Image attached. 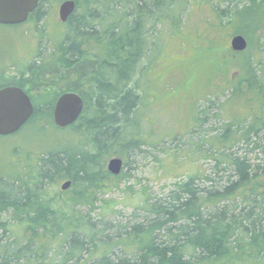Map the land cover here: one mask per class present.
I'll use <instances>...</instances> for the list:
<instances>
[{"label": "trees", "instance_id": "obj_1", "mask_svg": "<svg viewBox=\"0 0 264 264\" xmlns=\"http://www.w3.org/2000/svg\"><path fill=\"white\" fill-rule=\"evenodd\" d=\"M74 1L61 43L50 47L44 37L25 73L6 85L26 91L34 118L53 116L68 92L78 93L85 107L67 128L77 136L73 149L45 153L16 177L0 171V264H264V0ZM50 4L40 0L30 18L42 35ZM196 4L210 9L198 22L191 19ZM189 26L212 43L228 34L254 44L234 88L253 111L238 124L210 129L213 137L199 132V150L206 138L218 143L204 150L214 161L210 174L143 199L119 220L120 212L101 197L126 176L110 174L107 159L122 157L125 169L148 153L144 146L159 147L138 132L141 90L151 82L153 54L164 37ZM198 114L200 127L206 118ZM67 181L68 191L51 194ZM99 200L104 205L97 207ZM98 208L111 211L98 220Z\"/></svg>", "mask_w": 264, "mask_h": 264}, {"label": "rangeland", "instance_id": "obj_2", "mask_svg": "<svg viewBox=\"0 0 264 264\" xmlns=\"http://www.w3.org/2000/svg\"><path fill=\"white\" fill-rule=\"evenodd\" d=\"M64 1L51 0L48 5L47 18L39 24L44 35L37 31L33 19L20 25H0V87L13 84L25 73L44 37L50 40V47L61 43L65 29L59 18V8ZM209 12L208 5L196 4L191 19L198 22ZM232 38L222 34L212 43L189 26L172 39L164 37L163 48L154 52L156 62L149 71L151 82L146 86L148 80L142 83L145 86L141 90L144 97L141 106L143 124L138 132L146 143H161L158 148L144 146L148 153L133 157L123 171L126 177L119 182L118 188L101 197L111 201L113 211L120 212L119 220H127L143 199L164 197L177 182L210 174L214 161L206 157L204 150L211 145L216 147L218 143L215 138H206L205 148L199 150V146H203V135L199 136V132L225 127L229 120L238 124L253 111L234 88L254 44L249 45L246 38L247 50L234 52ZM219 68L225 69V75L219 72ZM241 87L242 93L247 94L246 86ZM200 111L201 118L206 120L197 127ZM131 131L135 132L136 126ZM207 133L213 137L217 132ZM76 144L77 136L70 129L58 128L52 115L33 117L16 134L0 136V171L16 177L43 154L63 148L73 149ZM114 157L122 158H108L106 167ZM63 183L52 189L51 194L55 190L61 191ZM128 188L131 190L126 191ZM102 205L103 201L96 203L97 207ZM102 210L98 208L93 216L99 220L101 212L109 214L111 211Z\"/></svg>", "mask_w": 264, "mask_h": 264}, {"label": "water", "instance_id": "obj_3", "mask_svg": "<svg viewBox=\"0 0 264 264\" xmlns=\"http://www.w3.org/2000/svg\"><path fill=\"white\" fill-rule=\"evenodd\" d=\"M40 0H0V25H20L26 23L39 6ZM76 10L74 0L64 1L59 8V18L66 23ZM234 52H244L248 41L242 35L231 39ZM84 100L75 92L62 94L54 107V124L61 129L78 122L84 112ZM35 106L23 88L8 86L0 89V136H11L19 132L34 116ZM108 172L120 176L124 171V160L114 157L108 162ZM72 183L62 184V191L71 188Z\"/></svg>", "mask_w": 264, "mask_h": 264}, {"label": "flooded vegetation", "instance_id": "obj_4", "mask_svg": "<svg viewBox=\"0 0 264 264\" xmlns=\"http://www.w3.org/2000/svg\"><path fill=\"white\" fill-rule=\"evenodd\" d=\"M32 16V15H31ZM31 16H30V18H31ZM30 18H29V20H30ZM6 87V86H5ZM4 88V87H3Z\"/></svg>", "mask_w": 264, "mask_h": 264}]
</instances>
